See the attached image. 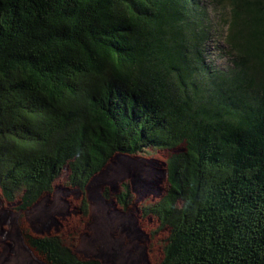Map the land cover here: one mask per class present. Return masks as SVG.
<instances>
[{
    "label": "trees",
    "instance_id": "obj_1",
    "mask_svg": "<svg viewBox=\"0 0 264 264\" xmlns=\"http://www.w3.org/2000/svg\"><path fill=\"white\" fill-rule=\"evenodd\" d=\"M147 149L172 151L141 209L168 229L158 264H264V0H0L1 200L24 212L65 170L86 212L90 179ZM22 241L45 264H104L58 234Z\"/></svg>",
    "mask_w": 264,
    "mask_h": 264
},
{
    "label": "rangeland",
    "instance_id": "obj_2",
    "mask_svg": "<svg viewBox=\"0 0 264 264\" xmlns=\"http://www.w3.org/2000/svg\"><path fill=\"white\" fill-rule=\"evenodd\" d=\"M208 10L213 29L206 44L208 59L225 66L230 59L222 41L226 26L220 23L218 10L212 6ZM171 152L147 149L114 155L85 188L86 212L79 209L81 197L66 183L65 170L52 191L24 212L0 198V264H42L24 245V231L58 234L80 257H97L105 264H158L168 229L154 217L144 216L141 209L165 191L164 164ZM122 183L131 192L127 209L114 198Z\"/></svg>",
    "mask_w": 264,
    "mask_h": 264
},
{
    "label": "flooded vegetation",
    "instance_id": "obj_3",
    "mask_svg": "<svg viewBox=\"0 0 264 264\" xmlns=\"http://www.w3.org/2000/svg\"><path fill=\"white\" fill-rule=\"evenodd\" d=\"M49 234V233H48ZM25 245V244H24ZM93 258H97V257H93ZM39 259V258H38ZM99 259V258H97ZM100 260V259H99ZM39 262H41L42 264H45L41 259L39 260ZM104 263V262H103ZM105 264V263H104Z\"/></svg>",
    "mask_w": 264,
    "mask_h": 264
}]
</instances>
